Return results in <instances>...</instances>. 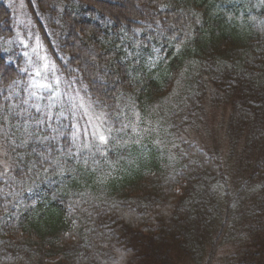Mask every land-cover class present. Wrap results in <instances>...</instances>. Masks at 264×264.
<instances>
[{"label": "trees", "instance_id": "trees-1", "mask_svg": "<svg viewBox=\"0 0 264 264\" xmlns=\"http://www.w3.org/2000/svg\"><path fill=\"white\" fill-rule=\"evenodd\" d=\"M24 2L60 93L0 0V264H264V0Z\"/></svg>", "mask_w": 264, "mask_h": 264}, {"label": "rangeland", "instance_id": "rangeland-1", "mask_svg": "<svg viewBox=\"0 0 264 264\" xmlns=\"http://www.w3.org/2000/svg\"><path fill=\"white\" fill-rule=\"evenodd\" d=\"M12 1L15 2V6ZM7 2L16 10V17H17V29H16L17 31L16 32L20 40L19 42L20 43L22 42V44L25 43L24 46L22 47L24 51V55L26 56L28 62L29 61L35 62V65L32 66L33 72H34L33 84L34 86L38 88H43V89L48 90L52 87V84L55 81L60 80V76L57 71V68L53 60L47 54L40 38L38 37L37 34L34 33L31 24H29L30 21L27 17V13L24 8L25 7L24 0H7ZM110 2H118V3L123 4V7H117V8L113 6H108V8H110V10L108 11L114 13V15L121 16L124 14V12H128L129 10L133 8L132 7L133 5H131L132 4L131 0H110ZM104 6H107V5H104ZM71 12L74 13V15H78L74 7L72 8ZM26 29H28L27 32H26ZM32 32L34 34V37H32V34H31ZM27 36L32 37V38H29ZM25 39L27 43L25 42ZM86 42H87V39L83 36L81 32L80 43L85 44ZM94 54H95L94 50H91L90 53H88V56L94 55ZM89 57H90V60L93 61V63H96L94 58H92L91 56ZM36 65H39V66H36ZM57 87H59V83L57 84ZM107 87L109 88V86ZM59 93H60L59 90H56L54 94L56 96L57 95L59 96ZM54 99H55V96L52 98V100ZM73 100L75 101L78 108L82 111L81 113V112H78L76 108L73 109L74 112L77 114V119H81V117L83 116L85 117L84 123L83 124L81 123L78 125L79 131L81 132V131L89 129L90 133L88 137L89 136L93 138L97 137L101 133L104 127L103 126L104 121H103L102 115H98L94 107L91 104H89L87 101H85L80 95L78 94L75 95L73 97ZM70 104H71V101H70ZM9 165L10 163H8V161L5 159V155L0 149V173L1 174L6 173ZM4 166L7 168L5 170H1L3 169Z\"/></svg>", "mask_w": 264, "mask_h": 264}]
</instances>
